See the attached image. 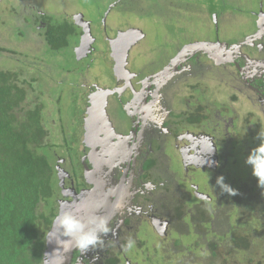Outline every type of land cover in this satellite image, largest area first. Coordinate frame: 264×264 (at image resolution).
Listing matches in <instances>:
<instances>
[{
    "label": "flooded vegetation",
    "instance_id": "af4514ba",
    "mask_svg": "<svg viewBox=\"0 0 264 264\" xmlns=\"http://www.w3.org/2000/svg\"><path fill=\"white\" fill-rule=\"evenodd\" d=\"M8 1L12 5L15 0ZM224 1L219 0L217 5L215 0H210L208 5H216L213 7L216 13H211L213 10L209 7L208 12L216 15L218 10L226 12L228 6ZM38 5L40 7L25 8V21L32 24L30 30L37 34L25 31L28 36L21 32L20 36L26 40L31 35V41L45 47L48 46L46 32L41 30L43 33L39 35L40 30L36 28L45 24L41 16L51 13L42 10L44 5ZM259 5L262 7L256 10L233 9L236 12L233 17L239 14L241 19L222 15L229 24L247 21L250 29L245 41L217 36L216 40L203 42L209 44L207 52L197 46L201 41L195 42L197 44L188 51L183 48L189 44L178 42L176 52L170 57L172 63L160 65L154 73L138 81L133 76L142 75L132 70L143 65L129 67V62L133 48L143 39L138 35L139 28L115 30L107 27V40L94 36L85 50L84 39L91 37L93 21L86 20L83 13L63 14L64 19L73 24L69 37L76 39L73 59L79 61L77 77L92 69L93 82L89 92L82 94L79 106L75 90L81 92L80 86L85 85L74 84L76 80L71 78V73L75 70L56 68L61 74L57 75L62 81L60 88L69 90L70 97H74L66 106L71 111L72 103L74 108L72 122H77L72 128L76 137L73 140L74 161L79 164L76 172L71 157L64 156L61 146L68 144L62 140L57 149L61 153L57 168L62 187L57 202L58 214L71 211L82 217L104 215L109 218L110 227V233L103 236V248L84 254L74 249L72 264H148L137 252V248L145 249L148 241H152L155 248L160 247L163 253L160 260H168L180 230L192 233L190 228L207 218L209 204L218 202L223 195L218 178L223 176L224 183H234L233 179L251 174L250 170L246 175H234L232 168L240 158L246 159L259 143L258 133L264 131V0H259ZM133 30L137 34L128 38L134 43L127 49L126 71L119 69L115 61L114 67H109L111 77L101 79L95 69L101 68L104 59L98 60L102 62L99 65L93 63L94 52L100 49L104 52L109 43L113 59H116L117 50L122 51L116 45L117 38ZM179 44L184 45L179 48ZM14 47L17 44L0 45V49ZM144 66L147 72L156 68V64ZM64 74L71 81L64 80ZM103 80L108 81V86L102 84ZM56 91L58 108L54 110L59 113L63 110L64 91ZM60 129L66 131L67 127ZM142 227L146 231L140 237L138 229ZM129 240L134 244L126 250ZM163 243L169 248L161 246ZM129 251L133 255L129 256Z\"/></svg>",
    "mask_w": 264,
    "mask_h": 264
},
{
    "label": "trees",
    "instance_id": "16d2710c",
    "mask_svg": "<svg viewBox=\"0 0 264 264\" xmlns=\"http://www.w3.org/2000/svg\"><path fill=\"white\" fill-rule=\"evenodd\" d=\"M51 14L41 16L42 31L48 47L60 52L68 46L73 24L64 15ZM17 28L25 35L24 28ZM18 37L22 38L20 33ZM20 47L0 50L15 55ZM23 69L0 64V264H45L62 188L57 149L62 140L68 144L61 146L64 149L72 144L70 138L76 139L62 131L56 142L59 132L54 139L46 130L52 116L45 112L41 93L33 92L43 93L41 82L35 86L41 78L21 80ZM50 90L48 94L54 92ZM70 157L73 165L75 155ZM246 176L227 181L235 194L222 191L219 201L206 208L207 218L190 228L192 233L180 230L168 260L161 259L163 264H264V188L252 174ZM189 234L192 238L186 244L182 238Z\"/></svg>",
    "mask_w": 264,
    "mask_h": 264
},
{
    "label": "rangeland",
    "instance_id": "374dc122",
    "mask_svg": "<svg viewBox=\"0 0 264 264\" xmlns=\"http://www.w3.org/2000/svg\"><path fill=\"white\" fill-rule=\"evenodd\" d=\"M93 1L94 3H92ZM209 1L210 0H128L127 2L126 0H37V2H35L32 0H15L12 5H10L8 0L0 1V17L2 18L0 21V45H11L15 42V40L18 42H15L17 45H21L20 49H18V53L15 55L7 54V52L0 50L2 53L0 54V64L3 63L5 66L8 65L11 69L16 68L21 70L26 68V70L23 69L25 73L20 72L21 80L24 79L25 76L27 78L34 76V78H37L38 80L41 78V81L39 80L35 82V86L38 87L39 82H41L43 85L41 87L43 93L36 90L33 92L37 95L41 93V98L45 99V112L49 116H52L49 118L50 123L48 124L51 129L47 127L46 130L49 131L54 139H56L57 132H59V136L56 139V142H59L61 136L60 127H67L66 131L69 133V136H72L75 133V130H72V128H74L73 124H77V122H75V120L72 122V113L74 109L72 103L71 111L67 110L66 106V102L71 101V98L74 97H70L71 93H69V90H66L62 86L60 88L59 85L62 81L57 78V75L60 76L61 74L58 73L56 68L62 69L64 67L72 69V71L75 70V73H71V78H75L76 80L74 81V84L76 86L77 84L85 85L80 86L81 92L75 90L77 104L79 106L82 105V94H87L91 88L92 69L84 74L83 72H81L82 74L79 73V76L77 77L79 61L74 60L75 54L73 53V46L76 39L73 37H69L68 46L64 47V50H61L60 52L53 51L48 46L44 47L43 44L31 41V35L27 37L26 40L18 37V34L20 33L17 28L18 26L24 28L27 33L31 31L37 34L36 31L30 30L32 26L27 24V21H25V19H27V10H25L26 7L39 6L38 4L40 3L45 7L42 10H46L56 15L66 14L73 16L78 13H83L86 17L85 19L92 20L95 25H91V37L86 36L84 39L83 47H85V50L88 48L90 40L92 43L94 36L107 40L108 28H113L115 30L127 29L128 27L139 28L138 35L143 36V39L140 40V42H138L133 48L129 62V67L131 65H143L135 66L136 70H132V72H137L142 75L139 78H137L139 74L133 76V78L138 81L140 79H144L145 75H151L154 73L155 70L159 69L158 67L160 65H165L167 62L171 63L172 61H170V57L176 52L177 49L175 44L178 42L192 44L197 41L204 42L207 39L216 40L217 36L221 39L228 37L231 41L238 40L239 42H243L246 40L245 34L249 32V24L247 25V21L242 19L243 21H238L235 24H229V22L224 21L222 15L228 19H241L239 14L237 17H233L236 15V12L233 11V9H243L245 11L250 8L255 10L259 9L262 7L259 5V0H225L224 5L228 6V10L226 12L223 11L224 14L222 11L218 10L217 15L211 14L216 13V10L211 11V13L208 12L207 9L209 7ZM115 2H117L118 5L115 4ZM120 3L123 7L119 6ZM215 3L218 5L219 0H215ZM104 4H107L108 7L104 6ZM39 7L38 9H40ZM240 13L245 14V12L242 11ZM81 23H83V21ZM36 30H42V27L39 26ZM10 32H12L11 36L14 37L12 38L11 44L8 41ZM114 34L115 33H113L112 36H114ZM26 36L28 35H25V37ZM29 41H31L32 44H30ZM104 43H107V41ZM183 45L184 44H179V46H177L181 48ZM245 47H247V45ZM185 48L186 47L183 48L184 51L189 50V48ZM232 48L238 51L235 47ZM104 49V52L100 49L99 51H95L93 54V63H96V65L102 63L98 62V60H105H103V65H100V69H95V73L99 74L101 79L111 77L110 68H112V66L114 67L115 64V60L113 59L110 51L109 43L106 44V48ZM155 64L156 66L154 67L156 68L151 69L149 72H147L146 68H144V65ZM63 79L67 81L70 80L67 74H64ZM107 82L108 81L103 80L102 84L108 86ZM137 86L141 87V84L138 83ZM50 89L54 91L52 92L55 93V95L52 93L48 94ZM56 90L64 91V102L62 105L63 110L59 111V113L54 111V109L58 108L55 97L56 94H58ZM65 92H67V95ZM228 92H230V90H228ZM218 98H220V96H218ZM82 120L84 121L85 119L83 118ZM80 125H82V122ZM75 126L77 127V125ZM68 127H70V129H68ZM48 142H50L49 139ZM69 142L72 144L69 145L68 148H64V156L66 158L75 155L76 153V147L73 146V138H70ZM78 146H81L82 148V145L77 144V147ZM244 161L245 159L242 160V158H240L239 162H236L238 165L236 166L235 164L233 166L232 173L234 175L240 176V174L243 175L244 173L246 175L250 172V167L244 170L247 168ZM74 163L75 171L77 172L79 164L75 161ZM71 168L72 166H69L70 171ZM227 171L230 172V170ZM240 184L245 185L246 182L241 181ZM145 231V227L138 229L139 236L142 237ZM191 238L192 236L189 234L182 239L183 242L186 243ZM161 246H167L169 248L168 244L163 243ZM137 252L141 258L147 260L148 264H163V261L159 259L163 253L161 252L159 246L155 248L152 241H148L147 247L143 250L137 248ZM128 253L129 256L133 255L131 251Z\"/></svg>",
    "mask_w": 264,
    "mask_h": 264
},
{
    "label": "clouds",
    "instance_id": "9594fccd",
    "mask_svg": "<svg viewBox=\"0 0 264 264\" xmlns=\"http://www.w3.org/2000/svg\"><path fill=\"white\" fill-rule=\"evenodd\" d=\"M256 139L259 143L251 149L245 159V164L250 167L251 174L257 178L258 185L264 188V131L258 133ZM220 188L227 193L235 194V190L224 183V177L217 180ZM53 223L58 226L63 237L62 247L65 251H72L73 247L81 254L89 250L103 248L104 239L110 233L109 218L104 215L82 217L71 211H64L54 217ZM134 241L129 240L126 250L133 247Z\"/></svg>",
    "mask_w": 264,
    "mask_h": 264
},
{
    "label": "water",
    "instance_id": "95a60500",
    "mask_svg": "<svg viewBox=\"0 0 264 264\" xmlns=\"http://www.w3.org/2000/svg\"><path fill=\"white\" fill-rule=\"evenodd\" d=\"M135 32H136L135 30L129 31V32H123L121 36L117 38L116 40V45H118L119 50H122V51L117 50L116 59L114 58V60L116 61L117 67L119 69H122V71L123 70L126 71L124 67L126 68V63L128 60L127 49H129L130 46H133V43H134L133 39L128 40V38L133 33L137 34V32L136 33ZM196 44L197 43H194L191 45L189 44L186 46V48H189V47L193 48V46H195ZM208 45L209 44L206 42L205 43L199 42V45L197 46L203 47L206 51L207 49L210 48ZM213 58H216V57H213ZM126 73H127V76L129 77V73L128 72ZM63 209L64 208L62 207L61 210L63 211ZM89 212L91 213V210H89ZM62 239H67V238L62 236L60 229L58 228L56 224H54L48 236V241H47L48 247L45 251V255H46L45 264H72V255H73V250L75 248L73 247L72 251L70 252L65 251L64 247H62Z\"/></svg>",
    "mask_w": 264,
    "mask_h": 264
}]
</instances>
